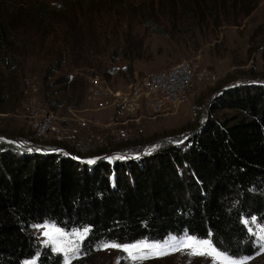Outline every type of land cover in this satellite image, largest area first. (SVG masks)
Instances as JSON below:
<instances>
[{
    "label": "trees",
    "instance_id": "obj_1",
    "mask_svg": "<svg viewBox=\"0 0 264 264\" xmlns=\"http://www.w3.org/2000/svg\"><path fill=\"white\" fill-rule=\"evenodd\" d=\"M249 1L158 0L152 12L143 15L137 11L140 4L130 7L146 28L173 37L166 27L171 21L177 26L187 20L180 18L189 17L207 23L200 19L218 20L222 11L237 16L246 8L244 13L249 15L255 3ZM54 3L0 0L4 67L13 70L45 48L50 55L57 51L45 70L47 81L63 68L68 51L77 62L91 60L80 48L85 24L96 25L91 28H102L113 38L124 34L119 31L126 24L109 21L123 16L125 0L99 8L94 20L86 17L91 7L82 18L81 2H77L80 8L70 0ZM58 81L66 88L76 82L69 76ZM215 108L235 113L204 123L191 132L183 147L167 146L114 164L99 159L90 165L69 146L48 153L45 148L26 150L0 143V264H24L35 257L36 264H64L63 256L42 246L32 232L43 224L64 232L87 230L81 244L87 259L105 243L162 242L183 235L209 240L233 260L257 255L262 243L245 220L256 217L264 222V87L235 85L217 98Z\"/></svg>",
    "mask_w": 264,
    "mask_h": 264
},
{
    "label": "rangeland",
    "instance_id": "obj_2",
    "mask_svg": "<svg viewBox=\"0 0 264 264\" xmlns=\"http://www.w3.org/2000/svg\"><path fill=\"white\" fill-rule=\"evenodd\" d=\"M25 1L34 3L36 0ZM65 1L68 0H55L54 4L62 5ZM70 1L74 8H80L77 4L82 3L81 8L85 9L82 12L78 10L83 13L82 18L88 7L93 8L86 15L91 20H94L99 8H109L112 2V6L118 4V0ZM156 1L125 0L130 11L125 7L122 17L116 16L109 21L126 24L119 31L124 34L120 33L115 38L105 34L102 28H91L96 25L85 24L80 48L91 56V60L80 58L82 61L77 62L68 51L63 68L47 81L45 70L57 56V51L50 55L45 48L41 55L21 60L13 70L0 63V143L18 145L26 150L45 148L48 153L62 152L65 146H69L76 148L90 165L99 159L112 164L119 159L126 162L167 146L183 147L191 132L204 123L234 115L233 110L213 109L217 98L229 88L235 85L264 87V0L249 1L255 2L249 15L244 13L246 8L237 12V16L222 11L218 20L213 17L200 19L207 20V23L189 17L180 18L187 20H180L177 26L171 21L166 27L173 37L146 28L139 13H133L134 7H130L134 3L140 4L141 8L137 11L143 15L152 12ZM102 14L99 16L103 20ZM32 34L36 37L34 32ZM60 46L70 45L61 43ZM184 60L199 61L209 69L212 79L193 86L188 103L176 110L154 112L144 108L127 112L104 108L88 97L89 77L92 75L101 76L112 89H122L148 73L171 69ZM66 76L76 81L67 88L58 81ZM26 79L38 85L40 106L52 110L61 118L65 132H51L38 140L27 117ZM57 103L59 105L54 107ZM81 121H88V126L79 124ZM71 128L78 131L72 133ZM67 129L71 136L66 133ZM245 223L250 232L260 239L262 249L254 257L242 260L230 259L219 251V256L195 255L193 249L185 245H199L202 240L189 241L188 235L170 236L162 242L142 241L121 245L129 246L127 251L123 247H104L113 244L105 243L97 249L93 258L87 259L81 252L87 230L64 232L54 225L43 224L34 226L32 232L42 246L51 247L54 253L61 254L64 264H255L264 261V222L253 217ZM211 247L214 248L212 244ZM37 259L35 257L24 264H36Z\"/></svg>",
    "mask_w": 264,
    "mask_h": 264
},
{
    "label": "built area",
    "instance_id": "obj_3",
    "mask_svg": "<svg viewBox=\"0 0 264 264\" xmlns=\"http://www.w3.org/2000/svg\"><path fill=\"white\" fill-rule=\"evenodd\" d=\"M211 79V72L199 61L184 60L171 69L148 73L122 89H112L101 76L92 75L89 77L88 97L95 103L99 102L104 108L127 112L146 108L154 112H167L188 103L193 86L205 84ZM24 93L27 100V117L36 132L35 135L39 137L38 140L44 139L51 132H65L61 118L52 110L40 106L38 85L31 79H26ZM79 124L87 127L88 121H81ZM77 131L76 128L70 129L72 133ZM66 133L71 136L68 129Z\"/></svg>",
    "mask_w": 264,
    "mask_h": 264
},
{
    "label": "snow or ice",
    "instance_id": "obj_4",
    "mask_svg": "<svg viewBox=\"0 0 264 264\" xmlns=\"http://www.w3.org/2000/svg\"><path fill=\"white\" fill-rule=\"evenodd\" d=\"M50 234V233H46ZM189 241H197L198 238L189 236L187 237ZM185 246L191 247L193 249V254L195 255H216L219 256V253L217 252L216 249L211 247V242L209 240H202L199 242V245L196 244H186ZM104 247H123L125 251L128 250L129 246H121L119 244H109V245H104Z\"/></svg>",
    "mask_w": 264,
    "mask_h": 264
}]
</instances>
